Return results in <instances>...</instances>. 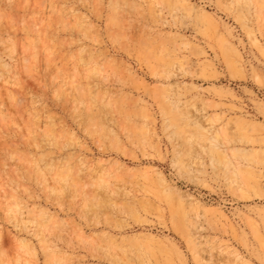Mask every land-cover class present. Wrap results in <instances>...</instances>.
<instances>
[{
    "label": "rangeland",
    "instance_id": "1",
    "mask_svg": "<svg viewBox=\"0 0 264 264\" xmlns=\"http://www.w3.org/2000/svg\"><path fill=\"white\" fill-rule=\"evenodd\" d=\"M239 259L264 264V0H0V264Z\"/></svg>",
    "mask_w": 264,
    "mask_h": 264
},
{
    "label": "bare ground",
    "instance_id": "2",
    "mask_svg": "<svg viewBox=\"0 0 264 264\" xmlns=\"http://www.w3.org/2000/svg\"><path fill=\"white\" fill-rule=\"evenodd\" d=\"M212 137H213V136H212ZM244 150H245V149H244ZM244 150H243V151H244ZM239 151H240V150H239ZM162 179H163V178H162ZM163 183H164V182H163ZM252 226H253V225H252ZM253 227H254V226H253ZM254 232H255V231H254ZM255 234L257 235V233H255ZM233 254H234V253H233ZM235 254H236V253H235ZM236 256H237V255H235L234 257H235V259H236V261H237L238 257L236 258ZM239 260H240V262L238 261L239 264H248L246 261H243V260H241V259H239ZM236 263H237V262H236ZM238 263H237V264H238Z\"/></svg>",
    "mask_w": 264,
    "mask_h": 264
}]
</instances>
